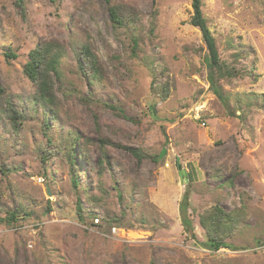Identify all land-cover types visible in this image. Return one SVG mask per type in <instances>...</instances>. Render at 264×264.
<instances>
[{
  "label": "rangeland",
  "instance_id": "1",
  "mask_svg": "<svg viewBox=\"0 0 264 264\" xmlns=\"http://www.w3.org/2000/svg\"><path fill=\"white\" fill-rule=\"evenodd\" d=\"M200 1L218 90L191 0H111L135 20L117 27L104 0H0V109L25 115L16 134L0 118V264H264V0ZM47 41L51 108L23 73ZM216 207L237 221L213 251L200 220Z\"/></svg>",
  "mask_w": 264,
  "mask_h": 264
},
{
  "label": "trees",
  "instance_id": "2",
  "mask_svg": "<svg viewBox=\"0 0 264 264\" xmlns=\"http://www.w3.org/2000/svg\"><path fill=\"white\" fill-rule=\"evenodd\" d=\"M107 5V11L110 18V22L114 27L117 26H127L129 23L134 22V18L131 17V14H125V10H122L123 7L118 5L111 4V0H104ZM22 7V5H20ZM191 8L193 14L188 22V24L194 28H197L200 33L202 40L207 49V58L206 61L209 67V82L211 85L218 90L216 83L217 73H225L228 68H225L219 58L217 52L215 40L211 37L206 22L202 16L201 11V1L200 0H191ZM135 44V42H134ZM62 49L60 45L55 41L41 42L37 47L32 50L28 55V61L24 66V75L32 83L34 87V96L36 101H38L42 106L53 107L56 102V94L54 93V79H59V57L61 55ZM6 58H14V54L5 55ZM78 68L80 72L86 77V80L91 83V79L95 77V72L97 68L94 66L93 55L87 47H82L77 55ZM89 68L91 72L89 73ZM228 71V70H227ZM229 72V71H228ZM231 72V71H230ZM226 73L225 75H228ZM224 75V76H225ZM152 92L159 96L161 100H165L168 96V89L164 85L160 86L159 82L153 78L152 81ZM4 96V89L0 84V98ZM5 107L0 109V118L6 120L9 126L12 128L13 132L16 134L18 129L22 126L24 122V111L23 109H15L10 98L5 99ZM54 115V114H53ZM55 116V115H54ZM52 117V119L54 118ZM45 126H49L48 121L46 120ZM76 140L72 139L70 142L69 152L75 153L77 144ZM124 150L132 154L137 162H140L142 159H145V155L137 149L131 147H123ZM46 158V153H43ZM152 161L157 162L158 157L153 156ZM69 162L72 164L75 163V158H69ZM76 164V163H75ZM187 179L189 180L188 176ZM73 186L76 188L78 186L76 178H73ZM78 205V211H81V206ZM187 206V204H186ZM182 209L185 208V204H181ZM184 211V210H183ZM8 220H14L16 218L17 210H11ZM182 212V211H181ZM183 213V212H182ZM79 217H81L79 215ZM237 217V216H236ZM236 217H233L231 212H225L219 207H216L207 215L203 216L200 220L201 227L206 232V242L205 246L213 251H217L221 248H228L226 244L222 241V237L230 234L232 231L233 223L237 221Z\"/></svg>",
  "mask_w": 264,
  "mask_h": 264
},
{
  "label": "built area",
  "instance_id": "3",
  "mask_svg": "<svg viewBox=\"0 0 264 264\" xmlns=\"http://www.w3.org/2000/svg\"><path fill=\"white\" fill-rule=\"evenodd\" d=\"M95 223H98V219L97 218H95ZM119 229H117V228H115V227H112L111 229H110V233L112 234V235H117L118 233H119Z\"/></svg>",
  "mask_w": 264,
  "mask_h": 264
},
{
  "label": "water",
  "instance_id": "4",
  "mask_svg": "<svg viewBox=\"0 0 264 264\" xmlns=\"http://www.w3.org/2000/svg\"><path fill=\"white\" fill-rule=\"evenodd\" d=\"M161 156H162V154L159 157H161Z\"/></svg>",
  "mask_w": 264,
  "mask_h": 264
},
{
  "label": "clouds",
  "instance_id": "5",
  "mask_svg": "<svg viewBox=\"0 0 264 264\" xmlns=\"http://www.w3.org/2000/svg\"><path fill=\"white\" fill-rule=\"evenodd\" d=\"M120 230V229H119Z\"/></svg>",
  "mask_w": 264,
  "mask_h": 264
}]
</instances>
